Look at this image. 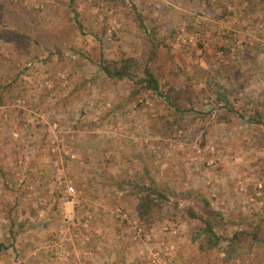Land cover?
<instances>
[{
	"label": "rangeland",
	"instance_id": "rangeland-1",
	"mask_svg": "<svg viewBox=\"0 0 264 264\" xmlns=\"http://www.w3.org/2000/svg\"><path fill=\"white\" fill-rule=\"evenodd\" d=\"M0 2L17 6L1 36L39 20L0 39V264H264V127L237 117L241 100L223 126L215 91L242 74L246 109L263 111L264 2ZM152 44L159 92L97 68L129 56L140 76ZM169 88L190 90L181 114ZM149 181L168 202L147 229L131 182ZM203 219L215 249L198 250ZM239 230L256 238L224 252Z\"/></svg>",
	"mask_w": 264,
	"mask_h": 264
},
{
	"label": "trees",
	"instance_id": "trees-1",
	"mask_svg": "<svg viewBox=\"0 0 264 264\" xmlns=\"http://www.w3.org/2000/svg\"><path fill=\"white\" fill-rule=\"evenodd\" d=\"M113 0H107V2H110ZM264 0H258V2H255L256 4H262ZM68 3L70 5L71 11L75 12L76 15V9L74 7L75 0H68ZM17 6L13 5L12 3L5 4V2H0V10L4 8L5 15L2 16V13L0 12V25L4 28H8L9 25L14 24V9ZM12 9V11H11ZM25 15L27 17H34V11L33 10H27L25 11ZM36 21L34 23L35 26L32 25V22H25L20 23V28L14 34H10L9 32H5V36H1L0 31V39L4 42H12L10 39H14V43H23L24 41L19 40V37L22 39L24 34H27L29 31H33L36 26L39 24V20L37 16H35ZM18 31H21V34L18 36ZM14 35V36H13ZM17 35V39H16ZM12 38H7V37ZM159 49L158 46L152 44L151 50H150V56L147 58L146 63H143V67L141 68V75L139 76L137 74L138 67L140 66L137 59L134 57H122L120 60H114V59H106L103 56H100L99 61L97 63L98 70L106 76L109 80H122L127 79L129 81H132L136 86H139L140 88L144 90H149L153 92H159V84H158V69L153 70V65L151 62V56H155L156 51ZM221 57H224L221 56ZM220 58V57H219ZM92 62V61H91ZM222 66L224 63H220ZM224 68V67H223ZM221 70V69H220ZM216 71V70H215ZM223 70H221L222 72ZM239 77L236 78V81H232L234 84V88L229 90L228 86L229 83L223 84L219 83L215 86V91L217 92V98L222 100L223 102V112L219 115H217L219 122L223 124V126H226L229 124V115L231 112H235L233 110L234 103H237L238 100H241V102H246L247 106L246 108L249 110L250 106L253 107V101L248 98V96L245 94V92H242L241 84L238 83L240 81V78H242V74L238 75ZM2 80V78H0ZM15 81V79L13 80ZM211 82L214 81L213 79L210 80ZM13 83V82H12ZM138 90H136L137 92ZM235 94V98L229 100V97L231 94ZM164 100L168 103L169 106H171L175 111L179 112L180 114L183 112L184 109V103L185 101H188L189 104L191 103L190 100V90L189 88H179V89H173L169 88L167 92L163 96ZM257 105L256 107H258ZM245 107L237 108L240 113H237V117L240 119H246V122L252 125H261L264 127V104L261 105L262 112L259 113V111H254L252 115H250V112ZM260 110V109H258ZM197 113V112H196ZM199 113V112H198ZM176 128L179 129L180 126L177 124ZM256 138L253 141V145L251 147H262V137L259 136L258 139ZM132 187V191L134 196L136 197V210H137V216L140 223L143 225L144 228H149L153 223L159 220V215L168 202L167 196L162 192L159 191L154 185L153 182L149 181L148 183H142V184H135ZM124 185L120 182L119 186L117 188H121V186ZM187 214L193 218V219H199L202 220V218L195 214L194 212H191L189 208L187 209ZM253 217V216H252ZM204 221V228L199 230L198 237H201L198 244V250L203 251L205 249H215L218 246V242L221 240L220 237L216 235L215 232H213L211 226L209 223H206ZM147 228V229H148ZM255 229V228H254ZM252 229V230H254ZM200 233L202 236H200ZM247 234H250L253 238H256L255 233L253 231L251 232H244V230H239L235 232L229 239H228V245L223 249L224 252H226L229 247H234L237 245L238 239L242 236H245ZM236 244V245H235Z\"/></svg>",
	"mask_w": 264,
	"mask_h": 264
},
{
	"label": "built area",
	"instance_id": "built-area-1",
	"mask_svg": "<svg viewBox=\"0 0 264 264\" xmlns=\"http://www.w3.org/2000/svg\"><path fill=\"white\" fill-rule=\"evenodd\" d=\"M66 193H67L68 195L72 196L73 193H74L73 188H72V187H68L67 190H66Z\"/></svg>",
	"mask_w": 264,
	"mask_h": 264
}]
</instances>
